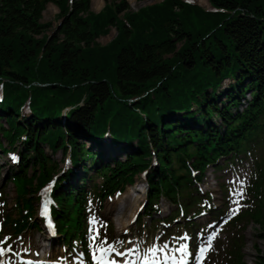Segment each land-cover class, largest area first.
<instances>
[{
    "label": "trees",
    "instance_id": "trees-1",
    "mask_svg": "<svg viewBox=\"0 0 264 264\" xmlns=\"http://www.w3.org/2000/svg\"><path fill=\"white\" fill-rule=\"evenodd\" d=\"M103 1L94 12L91 0H0V150L17 155L7 174L15 215L2 224L16 235L41 229L34 192L55 178V236L86 258L92 202L100 207L145 172L138 222L174 224L191 239L203 232L195 217L214 209L198 186L206 171L264 140V0H209V9L162 0L137 10ZM49 3L60 19L50 35L41 21ZM251 192L227 222L217 264H247L246 225H264V162ZM161 198L174 208L160 220Z\"/></svg>",
    "mask_w": 264,
    "mask_h": 264
},
{
    "label": "rangeland",
    "instance_id": "rangeland-1",
    "mask_svg": "<svg viewBox=\"0 0 264 264\" xmlns=\"http://www.w3.org/2000/svg\"><path fill=\"white\" fill-rule=\"evenodd\" d=\"M160 1L162 0H126V5L130 10H137L142 6ZM191 1L197 2L204 8H210L209 0ZM98 2V5H94L91 0L90 7L94 12H98L104 5L103 0H98ZM57 12V6L49 3L42 14L41 21L49 24V27L46 28L48 35L55 32L60 21ZM115 33V28H111L109 34L98 38L97 41L106 44ZM228 82V80H225L223 85L228 84ZM246 98H248V94ZM25 111H27L26 108L23 112ZM2 124L7 125L4 119H2ZM105 140L107 141V139ZM0 141L5 145L7 144L4 138H1ZM44 148L49 152L46 146ZM54 157L60 162L62 169H65L68 159H65L62 150H59ZM223 162L225 160H220L221 164ZM263 162L264 140L254 147L250 154H245L233 164L225 163L222 169L209 167L199 186L202 193L206 192L210 195L214 209L195 217V223L198 224L199 230H203V232L200 234L197 232V234L191 236V239L186 238L184 229L174 230L176 226L174 224H172L173 226L166 224L165 227L157 224V226L152 227L151 221L147 217H142L141 221L138 222L139 217L142 215L143 204L146 202V195L144 191L138 192V190H145V182L143 176L137 174L134 185H128L123 192H118L114 196L106 198L100 207L97 206L96 202L91 203L90 236L99 233V237L95 243L93 241L91 243L90 260L81 255L80 252L64 247L60 242V238L57 239L48 231L45 232L42 225L41 229L30 227L20 235L4 229L2 225L0 241H5V238L8 239L5 243L0 244V247L7 248L8 245H11L12 251L0 255V261H3V264H27L24 260L26 259L24 255L27 253L34 264L37 261L40 262L36 264H99L98 260L92 259L95 251L98 257L103 255L106 260L115 259L118 264H123L125 260L130 261L131 264H154L157 259L163 261L165 253L174 255L177 261L183 257L186 264H197L200 259V248L207 247L210 240L211 248L204 253L203 258L205 257V261L203 264H217L223 257L227 238L231 234L227 222L245 208L247 198L252 199L253 179L256 176L258 164ZM10 164H13V160L9 159L8 155L0 150V222L7 213L15 215L12 209L15 203V187L13 182L7 179ZM75 181H77V178ZM95 181H99L98 177H95ZM38 193L39 191L34 192V194ZM128 193H131V197L126 195ZM125 195L128 197L125 202L131 201L129 203L131 210L123 214L120 212L121 214L117 215L123 223V225H118L116 218H114V211H110V208L117 205L118 200H121ZM35 205V218L37 222H40L37 213V202H35ZM156 207L158 212L154 215V218L160 220L173 212L174 208L164 198L159 200ZM214 212L219 217L217 215L212 216ZM180 219L178 218V221ZM244 235L242 253L245 262L252 264L258 257L264 258V225L259 226L251 221L247 223ZM105 238L106 243L103 246L107 248L108 245H111L115 251L104 253L98 251L101 241ZM165 244L168 245L167 249L165 252H160L159 249ZM185 244L188 245L186 253L176 251ZM152 248L157 249L155 256L150 251ZM130 249L131 251H129ZM118 252L124 253V255L117 256L116 253ZM169 264H172V262L169 261Z\"/></svg>",
    "mask_w": 264,
    "mask_h": 264
},
{
    "label": "snow or ice",
    "instance_id": "snow-or-ice-1",
    "mask_svg": "<svg viewBox=\"0 0 264 264\" xmlns=\"http://www.w3.org/2000/svg\"><path fill=\"white\" fill-rule=\"evenodd\" d=\"M46 191H47V190H46ZM237 210H238V209H237ZM43 214H44L45 216L48 215V202H45V205H44V213H43ZM98 237H99V233H96L95 235L92 236V241H93V243H95V242L97 241ZM7 239H8V238H5V241H6ZM182 239H183V237H182ZM5 241H0V244L5 243ZM104 243H106V238H105V240L101 241V244H100V246H99V248H98V251H99L100 253H104V252H108V251H115V249H114L111 245H108L107 248L104 247V246H103ZM167 247H168V245L165 244L163 247H161V248L159 249V251H160V252H165V250L167 249ZM210 248H211V242H210V240H209V243H208L207 247H205V248H200V250H199V257H200V260L198 261V264H202V260H203L204 253L207 252ZM187 250H188V245L185 244V245L181 246L180 248H178L176 251L181 252V253H186ZM10 251H12V247H11V245H8L7 248H5V247H0V255H4L6 252H10ZM129 251H131V249H130ZM150 251H151V252L153 253V255L155 256V254H156V252H157V249H156V248H152V249H150ZM116 255H117V256H122V255H124V253H120V252H118V253H116ZM92 259H93V260H98V261H99V264H118V262H117L115 259H113V260H106V259L103 257V255H101V256L98 257V256L96 255V252H95V251L93 252ZM169 261H171L172 264H186V261H185V259H184L183 257H181V259H180L179 261H177V260H176V257H175L174 255H168V254H166V253H165L164 257H163V261L157 259V260L154 262V264H169ZM0 264H3V261H0ZM123 264H131V262L125 260V261L123 262Z\"/></svg>",
    "mask_w": 264,
    "mask_h": 264
},
{
    "label": "bare ground",
    "instance_id": "bare-ground-1",
    "mask_svg": "<svg viewBox=\"0 0 264 264\" xmlns=\"http://www.w3.org/2000/svg\"><path fill=\"white\" fill-rule=\"evenodd\" d=\"M92 1H93L94 5H98V3H99L98 0H92ZM140 191H144L145 192L146 189L145 190H138V192H140ZM126 195H130V197H131V193H128ZM126 195L121 200H118L117 205H115L114 207L110 208V211H114V214H115L114 218H116V222H117L118 225H123V223L121 222V220L119 219V216H117V215H119L120 212L123 214L124 212L131 210V205H129V203H131V201L129 200V202H125V200L128 198ZM24 256L26 257V259H24V260L27 262V264H34L29 259V257H30L29 254L26 253V255H24Z\"/></svg>",
    "mask_w": 264,
    "mask_h": 264
}]
</instances>
